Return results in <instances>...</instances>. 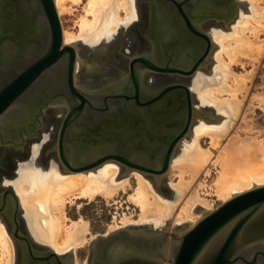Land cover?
<instances>
[{
    "label": "water",
    "instance_id": "water-1",
    "mask_svg": "<svg viewBox=\"0 0 264 264\" xmlns=\"http://www.w3.org/2000/svg\"><path fill=\"white\" fill-rule=\"evenodd\" d=\"M149 1L154 14L149 35L155 53L134 56L126 76L94 90L76 83L79 48L65 45L54 0H0V121L10 118L6 129L0 127V146L11 145L21 152L27 140L38 139L46 110L63 105L67 112L58 142L49 151L57 152L64 169L78 172L115 161L158 181L161 187L195 115L212 113L195 107L185 83L152 88L143 72L195 75L208 64L214 45L194 21L216 19L228 24L235 16L236 2ZM190 3H194L193 14L185 10ZM171 15L176 21L161 27L160 20ZM14 109L17 115L11 113ZM0 192V214L12 226L17 245L26 247L28 264H66L50 249L43 256L33 254L31 239L20 233L17 209L10 216L6 213L11 193L1 187ZM133 262L264 264V185L204 211L189 228L172 232L122 229L92 243L90 264Z\"/></svg>",
    "mask_w": 264,
    "mask_h": 264
},
{
    "label": "bare ground",
    "instance_id": "bare-ground-1",
    "mask_svg": "<svg viewBox=\"0 0 264 264\" xmlns=\"http://www.w3.org/2000/svg\"><path fill=\"white\" fill-rule=\"evenodd\" d=\"M82 1L54 0L59 16L69 11L66 7L67 2L79 4ZM136 1L88 0L84 14L78 23V32L63 30L65 45L79 48L78 43L89 44L93 47L106 43V49L110 47L108 51L97 52L95 55L93 53V60L102 62L108 56L107 66L109 69L121 72V66L124 65L115 58L117 47L115 41L121 32L130 41V43H125L126 46L128 44L135 45L134 30L137 21L140 20L141 15L143 16V11L138 10ZM239 1L247 10L245 8L238 10V17L229 31L215 22L207 26L214 45L213 52L209 54L215 62L213 73L209 71L212 76L207 77L209 75L203 70L207 67L205 66L191 77V79L194 78L191 80L193 92L198 97L196 106L198 108L213 106L217 114L210 115L208 118L202 117L206 120L193 124L189 138L186 140V136L181 140L172 158L169 172H178V182L173 189L181 196L183 195L182 203L176 207V205L167 202L163 194L156 189L158 181L148 178L149 176L140 171L127 170L126 167L115 161H107L98 167L78 172L64 169L57 153L56 158L52 157L49 162H44L43 150L48 142H58V134L56 135L55 131L57 126L60 128L67 112L66 106L63 105L50 107L46 110L47 120L43 121L39 140H34L29 144L28 159L24 161L17 159L16 171L3 176L0 180L1 189L9 191L12 197V199L10 196L6 198L8 201L6 213L10 216L17 209V218L24 222L26 235L29 236L33 244L54 251L62 259L66 257L65 260H69L71 264H79L74 258L76 250L86 243L92 242L95 237L87 239V222L81 219L70 220L66 214L67 204L72 203L75 199L92 200L97 196L112 198L120 190L125 191L130 188L131 177L137 179V188L130 196V200L140 207L141 223L153 222L155 228H158L159 225H165V221L175 211L177 223L185 224L187 222L183 228L194 225L204 211L212 210V205L207 200L202 199L195 190L192 192L196 177L202 172V168L204 169L211 162L212 158V152L205 151L201 146L203 137L211 140L212 148L220 149L215 163L220 167L217 193L221 201L226 202L236 195L264 185V142L256 141L255 138L242 140L237 137L240 139L237 142L229 141L232 144H230V148L223 145V141L230 133V128L235 127L232 123L233 119L237 118L241 110L238 94L247 93L246 83L249 80L248 76L237 75L233 68L240 64V59L259 63L264 51V41H260V35L264 32V0ZM122 41L126 42L125 39ZM149 45L144 46L145 52L152 50ZM127 49L133 50L131 47ZM77 55L75 75L76 83L79 84L82 74L85 76L89 71V65L84 63L79 49ZM90 66H92L91 63ZM93 69H95V74L103 75L101 68L94 66ZM143 74H145L144 80L150 86L156 84L157 80L161 82L173 80L172 76L165 78L164 75L149 73V71H144ZM103 76L106 77V75ZM252 76L254 75L252 74ZM111 81L113 79H107L101 87L110 84ZM261 102H264V99H261ZM11 113L17 115V109ZM9 119H1L0 127L6 129ZM58 120L60 124H58ZM259 135L257 132V136ZM4 148L0 146V153L8 149ZM199 205L203 208L196 211ZM6 219V216L0 214V264H16L17 244L12 236V226ZM131 221L128 218L122 219L123 226L115 227L111 229V232L130 229L128 226L132 224Z\"/></svg>",
    "mask_w": 264,
    "mask_h": 264
},
{
    "label": "rangeland",
    "instance_id": "rangeland-1",
    "mask_svg": "<svg viewBox=\"0 0 264 264\" xmlns=\"http://www.w3.org/2000/svg\"><path fill=\"white\" fill-rule=\"evenodd\" d=\"M235 2H236L235 3L236 13H235L234 18L228 24L218 23L224 29H226V31H229L232 28L235 19L238 17V13H239L238 10L241 8L242 9L245 8L247 10V8L243 4H241V1L235 0ZM87 3H88V0H83L79 4H75L72 2L66 3V7L69 9V11L64 13L62 16H60L63 30H66L68 32H74V33L78 32V29H79L78 23L80 21V18L84 14V8L86 7ZM136 4L138 7V10L143 11V16L141 15L140 20L137 21V26L134 30V37L136 38V43H134L135 45L128 44L126 46L125 43L127 42L130 43V41L128 40L127 37H124L125 34L122 35L121 32L117 35L118 38L115 41V44L117 46L115 58L116 60H118V62H121V64L124 65V68H121V72H116V71H112L111 69H109V67L107 66V63L109 62L108 56L106 57L105 61H102V62L93 60L92 58L93 53H94L93 55H95L97 54V52L104 53L105 51H108L110 47L106 49V43H101L97 47L90 46L89 44L83 45L82 43H78L79 52L82 55L81 57L84 63H87L89 65L88 72H90V73L87 72L85 76L84 74H82V78L78 85L84 86V87L89 86L91 88H95L97 86H101L103 82H105L107 79H113V81H116V79L120 80L122 75H126L125 73H128L127 71L128 69L126 67L128 66L127 64H128L129 59L144 51L143 50L144 46L148 44V41H150L149 39H147V41L144 39V36H146L147 34H143V31H142V29H146L147 27L145 23V21H147L146 11H145L146 10V0H137ZM205 31L208 33L209 30L207 27H205ZM140 35L142 36L140 37ZM208 35L210 36L209 33ZM122 39H125L126 42H123ZM260 41H264V32L261 33L260 35ZM130 47L133 49L132 51H129L127 49ZM213 50L211 52H213ZM210 56L208 59V64L206 65L207 67L205 68L203 67L204 72L209 75L207 77H210L211 74H209V71L210 73H213L212 70L215 67L214 59L212 56L211 57ZM240 61L241 62L239 65L234 66L233 68L234 72L239 76H242V75L248 76L249 80L247 81L248 83H246L247 93L238 94V98H239L238 100L241 103V110L239 111L237 118L233 119L232 123L235 127L230 128V131H229L230 133L228 134V137L225 139V141H223V145H227L228 147L231 144L230 142H237L240 139L250 140V138H253V139L255 138V140L257 139L256 141H261L262 143L264 142V104H263L264 102H261V99H264V51H263L262 57H260L259 63L254 62L252 60H246V59H240ZM90 63L92 66H90ZM94 66L101 68V72H103L102 74L106 75V77L99 73L95 74L94 72L95 69H93ZM252 74L254 76H252ZM164 76H166L165 78L170 77L168 75H164ZM172 78H173L172 82L185 83L186 85H188L193 95L194 105L196 108H198L196 106V104L198 105V97L193 92V87L191 84L192 82L191 80H193L194 78L191 79L190 77V79L189 78L185 79L186 77H182V76H172ZM169 81L171 82V80ZM167 82L168 80L162 81V83H167ZM198 109L204 112H211L212 115L217 114V111L215 107L213 106L211 107L200 106V108ZM46 116L44 117L45 119H43V121L47 120ZM197 116L198 115H195L193 124H196V122L198 123L201 120H206L203 118H208V117L202 118V117H199V116L197 117ZM58 124H60V121L58 122ZM58 130L59 128L57 126L56 131H55L56 135L58 134ZM40 131L41 130L38 131V135ZM257 132H258V135L260 134L259 136H257ZM40 136L41 135L38 136V139L27 140L24 146V149L21 152H16L15 150H12V151H4L0 153L1 155L0 162L4 161V163L0 164V180L2 179L3 176L10 175L11 173L13 174L16 171V166H17L16 163L18 162L17 159H20V161H24L28 159L29 144L33 142L34 140L38 141ZM188 136L185 138L186 140L187 138H189ZM232 136H235V138H232ZM237 137H239L240 139H238ZM54 143H55L54 141L48 142L45 149L43 150L42 158L44 159V162L46 163L49 162L52 157L56 158L57 152L49 151L50 148L54 145ZM201 146L205 151L210 150L212 152V158H211V162H209V164L204 169L202 168V172L198 175L199 177L198 176L196 177L192 192L195 190L202 199L207 200L212 205V210H214L224 203L223 201H221V198L219 197L217 193V181L219 179L220 167L215 162L220 153V149L212 148L211 140L205 137L202 138ZM181 150H182V147H181ZM6 152L8 153L6 154ZM167 176L168 177H166L165 181L162 183L161 188L156 187V189L161 194H163V197L167 202L172 203V205H176L177 207L182 203V200H183V195L181 196V194H179L175 189H173L174 187H176V183L178 182V172L170 171L169 175ZM130 180H131L130 188H127L125 191L120 190V192H118L112 198H104L102 196H97L92 200L75 199V201H73L72 203L67 204L66 214L70 218V220L81 219L88 223L87 239L90 240L92 237H95L94 240H96L99 237H105L114 232H117V231L111 232V229L115 227L117 228V227L123 226L122 219L124 218L130 219V221L132 220L130 222L132 224L128 226L129 228H138V229L150 230L154 232H164V230L166 231V229L172 232L171 230L182 228L187 224V222L185 224L184 223L179 224L176 222V212L175 211L172 212L170 217H168L169 219L165 221V225H159L158 228H155V225L153 224V222H149L145 224L141 223L140 222L141 213L139 209L140 207H138L136 204H134L130 200V196L134 194L137 188V179L135 177L133 178L131 177ZM170 183L172 184V186L173 185L175 186L172 187ZM201 207H202L201 205L197 206L196 211L203 208ZM20 221L24 229V222L22 220ZM23 232L26 233L25 230H23ZM108 232H111V233H108ZM94 240H92V242ZM14 241L16 240L14 239ZM92 242H89V244L86 243L83 247H79L76 250V253L74 252L75 253L74 258L77 260L79 264H90V257H91V246H90L91 244L90 243ZM133 264H139V263H133Z\"/></svg>",
    "mask_w": 264,
    "mask_h": 264
},
{
    "label": "flooded vegetation",
    "instance_id": "flooded-vegetation-1",
    "mask_svg": "<svg viewBox=\"0 0 264 264\" xmlns=\"http://www.w3.org/2000/svg\"><path fill=\"white\" fill-rule=\"evenodd\" d=\"M224 2V1H223ZM194 3H190V4H187V6L188 7H185V10L186 11H191V7L190 6H192ZM224 5V4H223ZM209 6H211V5H209ZM209 6H207V8H209L210 9V7ZM197 7H202L201 5H197ZM195 10V8L191 11V13L193 14L194 12H196V11H194ZM226 10V9H225ZM227 11V10H226ZM222 14L224 13V9L222 10V12H221ZM148 14V15H147ZM226 14V13H225ZM191 14H189V16H190ZM154 14H153V6H152V4L150 3V1L149 0H146V17H147V21H146V25H147V27H146V29H142V31H143V34H147L146 36H144V39L147 41V39H149L150 41H148V44L147 45H149V46H151V51L150 52H145V51H143L142 53H140V54H138V55H136V56H146V57H149V56H152L155 52H154V46H153V44H152V38H151V36L149 35V33L151 32V28L153 27V21H154ZM177 16V15H176ZM178 17V16H177ZM163 19V18H162ZM172 21H176L175 20V18H173V16L171 15V16H168V17H165V19L164 20H160V26L162 27L163 25L165 26H168V25H171V22ZM218 20H216V19H196L195 21H194V25L198 28V29H201V30H203V31H205V27H207V26H209L210 24H212L213 22H215V23H224V21H218ZM206 22V23H205ZM204 24V25H203ZM206 32V31H205ZM145 43V42H144ZM144 53V54H143ZM121 68H124V66H122ZM129 70V69H128ZM126 75H127V73H126ZM126 75H122V77H124V76H126ZM144 75V74H143ZM121 77V78H122ZM171 77V76H170ZM120 78V79H121ZM144 79H145V76H144ZM171 84H176L175 82H170V81H168L167 83H162L161 81H159V80H157L156 81V84H153V86H150L149 84H148V86H150V87H152V88H157L158 89V87L160 88V87H164V86H166V85H171ZM156 85V86H155ZM106 86V85H105ZM104 86V87H105ZM103 87V86H102ZM101 86H98V87H95L96 88V90L97 89H100V88H102ZM11 147V148H10ZM6 148H8L6 151H12V150H15L16 151V149L13 147V146H8V147H6ZM6 148H4V149H6ZM19 230H20V233L21 234H23V235H25L26 233L25 232H23V227H22V223H21V221H20V226H19ZM19 247V248H18ZM21 247V248H20ZM36 248V249H35ZM32 252H33V254L35 255V256H43V253H44V250L46 249L45 247H42V246H38V245H35V244H33L32 243ZM40 250V251H39ZM19 253H22L21 255L19 254ZM27 254V255H26ZM19 256H20V258H19ZM27 258H30V255L26 252V247L24 248L23 246H22V244H18L17 245V262H16V264H28V260H26ZM63 259H66V257H64ZM66 264H68V262H70L69 260H65L64 261ZM36 263V262H35Z\"/></svg>",
    "mask_w": 264,
    "mask_h": 264
}]
</instances>
